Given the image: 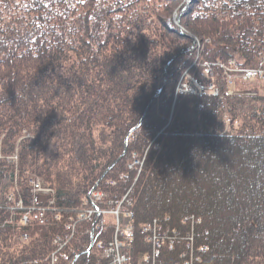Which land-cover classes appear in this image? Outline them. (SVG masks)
Listing matches in <instances>:
<instances>
[{
  "label": "trees",
  "instance_id": "obj_1",
  "mask_svg": "<svg viewBox=\"0 0 264 264\" xmlns=\"http://www.w3.org/2000/svg\"><path fill=\"white\" fill-rule=\"evenodd\" d=\"M263 56L264 0H0V264L66 254L95 189L131 191L137 224L195 219L201 264H264V95L225 96L218 65ZM185 73L220 94L176 97Z\"/></svg>",
  "mask_w": 264,
  "mask_h": 264
},
{
  "label": "bare ground",
  "instance_id": "obj_2",
  "mask_svg": "<svg viewBox=\"0 0 264 264\" xmlns=\"http://www.w3.org/2000/svg\"><path fill=\"white\" fill-rule=\"evenodd\" d=\"M190 1L191 0H186L187 3ZM174 19L177 24L180 23L178 14H175ZM232 63L234 65V69L230 71L228 77L225 79L226 87H228L224 92L225 96H249V94L246 95L244 92L237 93L233 90L234 87H229L228 83L231 81L230 74L232 72L238 73L243 83L262 84L264 82V56L261 58L260 63L254 68L242 67L234 59L232 60ZM218 65L220 66L221 63H218ZM205 71L207 73H211L210 66H208ZM249 71H259L260 73L256 76H250L248 75ZM187 75V77L189 78V82H187L186 80H184L183 82L182 78L180 79L176 89V97L180 94L194 93L190 90V87L191 84L197 82V80L189 73H187ZM202 92H212L214 95L220 94V90L216 87L211 90L203 89ZM229 123V118H226V124ZM11 161L14 162L15 165H17V155L14 156ZM134 161L136 162L135 165L139 166L138 171L141 172L145 157L141 158L140 155L135 154ZM132 166L133 164L130 165V167ZM30 184L31 191L38 201H40L41 197H45V193L36 190L33 180L30 181ZM16 190L18 192L17 207L22 208L23 195L22 192L19 191L17 183ZM104 192L103 190L95 189L88 193V196L84 200V208L90 209L88 211L92 212L93 215L86 217L87 220L76 222V226L80 229V231L78 235L73 236V238H75L77 244L68 247L69 239L71 237L70 235H68V238L64 237L66 239L65 243L63 244L67 246L66 254L62 253L59 255L58 253H52L50 264H61L62 262L65 264H130L129 262L133 264H140L141 262L145 261L148 256H155L158 264H174L175 261H181V263L177 264L202 263V255L198 252H204L205 250L202 251V248L198 249L196 245L194 254H192L191 256L189 251V256L184 255L183 258L181 254L178 253L179 255L177 259L175 261H171V263H168V258H165V252L170 250L164 246H156L154 248L149 246L145 240V235L143 233V230L148 227L149 224L153 223L155 220H160V218H154L146 223L137 224L135 214L132 209L134 201L130 196L131 191H128L122 197H113L108 192ZM95 193L99 194L94 195ZM46 203V205H36L32 208L44 209L45 214L42 218V222L47 221V215L50 212V207L54 204V200L46 201ZM105 210H110L115 216L104 215L103 213L105 212ZM127 213H132L133 215L127 217ZM71 218L75 217L71 215L64 221L63 225L65 229H67L71 222L75 223V220L73 221ZM56 219L59 218L56 217ZM126 221L127 223H130L129 226H127ZM171 224L174 223L170 219L169 225L172 226ZM184 224L185 223H183L182 221L180 224H177L176 227L183 228ZM196 226V223L192 224L191 233L194 237V242L197 238ZM70 229L72 228L70 227ZM122 235L123 237H127V241L124 242L122 240ZM114 253L117 255V258L115 259ZM56 257L58 258V260H54V258Z\"/></svg>",
  "mask_w": 264,
  "mask_h": 264
},
{
  "label": "built area",
  "instance_id": "obj_3",
  "mask_svg": "<svg viewBox=\"0 0 264 264\" xmlns=\"http://www.w3.org/2000/svg\"><path fill=\"white\" fill-rule=\"evenodd\" d=\"M260 72L259 71H255V72H248V75H258ZM193 84V83H192ZM191 84V85H192ZM196 87H190V90L192 92H202L203 89L200 87L196 82ZM136 164V162H135ZM34 184H35V188L36 190H38L39 192H43L45 193V195L47 196H53L54 195V191L51 190L50 188L46 187L44 185V183L41 180H36L34 179ZM43 185H42V183ZM104 192V191H103ZM106 193V192H104ZM99 194V193H95L94 195ZM102 198V197H101ZM99 198V199H101ZM48 201H52V199H49ZM88 210L90 209H86L84 212L82 213H78L77 215H73L75 218H71L73 221L75 220V223L69 224V226L67 227V230L69 231V233H67L65 235L66 238H68L70 235V239L69 241H71L73 239V236H75V232L77 231L78 227L76 226V222L78 221H83V220H87L86 217L93 215L92 212H89ZM121 213V211H120ZM44 209H33L31 214H27L23 217V222L25 223H29L31 220H36V221H40L42 222V218L44 217ZM104 215H110V216H115L110 210H105V212L103 213ZM120 215V214H119ZM132 213H127L126 216L130 217L132 216ZM169 217H165L162 218L160 220H155L153 223L149 224L148 227H146L143 230V233L145 235V240L147 242V244L151 247H166L168 248L171 252H177L179 254H181L182 258L184 255H188V251L190 252V256L192 254H194L195 251V242H194V237L192 235V233H187V234H183V232L180 230V228L176 227V229L172 226L169 225ZM127 223V221H126ZM193 224H195V219L192 222ZM130 223H127V226H129ZM70 227L72 229H70ZM129 236V235H128ZM122 240L125 242L127 241V237H123L122 235ZM65 245L63 244V247ZM182 246V248H181ZM61 246V248H63ZM54 253H58V252H54ZM117 258V255L114 253V259ZM54 260H58V258H54ZM62 261V260H61ZM130 264H133L131 262H129ZM177 263H181V261H175L174 264ZM140 264H158L157 259L155 256H148L145 261L141 262Z\"/></svg>",
  "mask_w": 264,
  "mask_h": 264
},
{
  "label": "rangeland",
  "instance_id": "obj_4",
  "mask_svg": "<svg viewBox=\"0 0 264 264\" xmlns=\"http://www.w3.org/2000/svg\"><path fill=\"white\" fill-rule=\"evenodd\" d=\"M174 18H175V15H174ZM177 24V22H175ZM180 26V23L177 24ZM221 69H222V73H223V77H224V80L228 77V74L230 73V71H232L234 69V65L232 63V60H230L228 63H222L221 62V65H220ZM187 73H185L183 76H182V81L184 82V80H186L187 82H189V78L187 77ZM231 76V81L228 83L229 87L233 88L234 87V91H236L237 93L238 92H244L246 95L249 94V96H261V95H264V82L262 84H255V83H243L242 79L239 77L238 73L236 72H232L230 74ZM200 87L202 88H206V90H211L214 88L213 84H210L209 86H202L199 82H196ZM191 87L195 88L196 87V84L193 83L191 85ZM228 87L225 88V90L227 89ZM232 90V91H233ZM195 93V92H194ZM36 180H40V179H36ZM54 191V190H53ZM86 209L83 208L80 213L84 212ZM78 214V213H77ZM75 214V215H77ZM108 216H110L108 214ZM42 223V222H41ZM80 229L78 228L77 231L75 232V235H78ZM72 241H76L75 238L72 239ZM75 243H72L71 245L69 246H74ZM68 246V247H69ZM66 251H67V248H66Z\"/></svg>",
  "mask_w": 264,
  "mask_h": 264
},
{
  "label": "water",
  "instance_id": "obj_5",
  "mask_svg": "<svg viewBox=\"0 0 264 264\" xmlns=\"http://www.w3.org/2000/svg\"><path fill=\"white\" fill-rule=\"evenodd\" d=\"M126 150H127V140L125 142V151H124L123 155L126 153Z\"/></svg>",
  "mask_w": 264,
  "mask_h": 264
}]
</instances>
